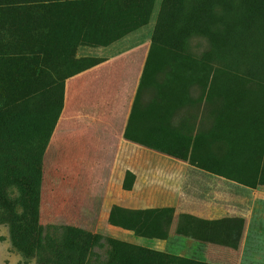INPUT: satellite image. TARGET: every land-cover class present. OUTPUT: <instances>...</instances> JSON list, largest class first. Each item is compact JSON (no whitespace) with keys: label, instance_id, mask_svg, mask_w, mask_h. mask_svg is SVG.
<instances>
[{"label":"rangeland","instance_id":"obj_1","mask_svg":"<svg viewBox=\"0 0 264 264\" xmlns=\"http://www.w3.org/2000/svg\"><path fill=\"white\" fill-rule=\"evenodd\" d=\"M51 1L0 0V137L43 147L35 195L5 183L0 264H68L74 230L95 239L85 264L108 241L264 264V0ZM137 47L121 156L48 148L65 81ZM113 209L165 218L131 230Z\"/></svg>","mask_w":264,"mask_h":264},{"label":"crops","instance_id":"obj_2","mask_svg":"<svg viewBox=\"0 0 264 264\" xmlns=\"http://www.w3.org/2000/svg\"><path fill=\"white\" fill-rule=\"evenodd\" d=\"M137 47L67 79L59 116L48 148H64L73 157L121 156L124 127L131 111L144 49Z\"/></svg>","mask_w":264,"mask_h":264},{"label":"trees","instance_id":"obj_3","mask_svg":"<svg viewBox=\"0 0 264 264\" xmlns=\"http://www.w3.org/2000/svg\"><path fill=\"white\" fill-rule=\"evenodd\" d=\"M167 0H165L166 2ZM50 2H53L50 0ZM97 1H95L96 3ZM52 4V3H48ZM66 3H62L65 6ZM188 15V14H187ZM39 19V16H34ZM181 31H177L179 33ZM172 33L171 29H163L162 35L169 36ZM61 97L57 106V118L61 110ZM13 108H9L10 120L15 115ZM57 120V119H56ZM55 120V122H56ZM13 133V132H12ZM14 134V133H13ZM31 146V145H30ZM23 151V147L19 142L11 140V135L0 137V209L8 211L7 218L12 217V208L7 203L5 196V183L12 180L20 189L21 193H30L35 195V183L37 181V165L39 156L43 151V147L33 145ZM25 150V149H24ZM23 155V157H22ZM25 188V189H24ZM119 213L123 217H128V220L133 221V225H129L131 230L138 228L144 229L148 224H159L164 217L163 212L157 210H148L142 212H125L123 210L113 209L112 212ZM2 220L4 217H2ZM142 236L146 234L141 233ZM92 241L95 239L87 234H83L77 230L72 231L70 236L62 239V244L69 250L72 256L69 257L68 264H85L84 256L86 250L92 246ZM112 254L110 260L106 264H208L196 260L183 259L173 257L166 254H160L145 250L140 247L132 246L125 243L108 241Z\"/></svg>","mask_w":264,"mask_h":264},{"label":"clouds","instance_id":"obj_4","mask_svg":"<svg viewBox=\"0 0 264 264\" xmlns=\"http://www.w3.org/2000/svg\"><path fill=\"white\" fill-rule=\"evenodd\" d=\"M33 264H35V262L33 261Z\"/></svg>","mask_w":264,"mask_h":264}]
</instances>
